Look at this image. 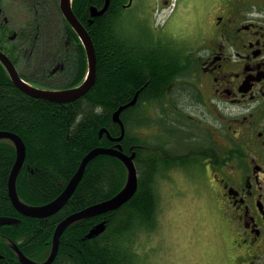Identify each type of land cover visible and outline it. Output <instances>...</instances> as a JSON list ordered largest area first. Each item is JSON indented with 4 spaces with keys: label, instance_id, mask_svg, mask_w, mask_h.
<instances>
[{
    "label": "trees",
    "instance_id": "1",
    "mask_svg": "<svg viewBox=\"0 0 264 264\" xmlns=\"http://www.w3.org/2000/svg\"><path fill=\"white\" fill-rule=\"evenodd\" d=\"M126 1L109 0L104 13L91 16L90 7L100 9L105 0H71L72 11L87 29L96 57L94 85L73 102L59 104L28 96L15 87L0 62V131L15 133L24 141L26 161L17 176L16 190L20 200L32 206L58 196L89 150L116 144L105 133L99 136V130L106 128L111 137H118L121 129L112 120V113L138 91L136 103L120 113L125 132L119 142L124 153H135V193L115 210L70 224L60 236L57 254L50 264H141L136 247L141 233L155 229L160 204L157 185L172 167L186 166L184 160L173 157L174 153L158 148L163 145L160 139L152 141L143 132L151 107L159 115L171 112L168 104L176 106L175 100L166 101L165 89L182 73L181 59L171 52L175 49L169 44L158 52L144 38L134 40L121 33L118 22ZM23 5L14 40L9 39L14 29L0 25V50L35 87L54 88L44 85L52 77L68 81L69 87L80 84L87 71L85 50L57 0H25ZM56 63H63L64 69L49 74ZM15 157L12 141L0 139V216L19 219L0 225V264H21L13 245L32 260H45L59 221L113 196L127 179V169L118 158L98 155L87 164L59 211L41 219L27 217L15 209L8 196V177ZM102 220L104 231L85 238Z\"/></svg>",
    "mask_w": 264,
    "mask_h": 264
},
{
    "label": "flooded vegetation",
    "instance_id": "2",
    "mask_svg": "<svg viewBox=\"0 0 264 264\" xmlns=\"http://www.w3.org/2000/svg\"><path fill=\"white\" fill-rule=\"evenodd\" d=\"M24 2L0 0V25L14 29L10 40L23 14L13 21L7 9L22 12ZM167 4L162 0L153 14ZM160 22L143 38L158 52L164 44L175 49L182 73L165 89L176 106L159 115L151 107L146 133L160 139V150L185 160L168 173L193 170L212 195L224 243L220 264H264V0H177ZM64 67L56 63L49 74ZM52 78L45 87H69ZM168 173L164 180L175 179Z\"/></svg>",
    "mask_w": 264,
    "mask_h": 264
},
{
    "label": "rangeland",
    "instance_id": "3",
    "mask_svg": "<svg viewBox=\"0 0 264 264\" xmlns=\"http://www.w3.org/2000/svg\"><path fill=\"white\" fill-rule=\"evenodd\" d=\"M160 2L132 0L129 7L121 10L118 22L121 33L134 40L145 37L156 21L161 23L168 15L159 14L160 9L153 14V8H158ZM7 12L13 21L22 14L12 6ZM178 13L168 23L170 30L179 23ZM149 113L150 110L146 117ZM197 176L193 170H175L168 173L171 180L162 179L157 185L160 204L155 229L141 233L136 247L141 264L221 263L224 243L217 208L206 186L195 179Z\"/></svg>",
    "mask_w": 264,
    "mask_h": 264
},
{
    "label": "water",
    "instance_id": "4",
    "mask_svg": "<svg viewBox=\"0 0 264 264\" xmlns=\"http://www.w3.org/2000/svg\"><path fill=\"white\" fill-rule=\"evenodd\" d=\"M130 3L131 0H129L128 5H130ZM108 4H109V0H105L104 5L100 9H98L95 6H91L90 7L91 16H97L104 13L108 8ZM59 5L64 17L72 26V28L77 33V35L80 37L83 47L85 49L86 60H87V71H86L85 79L80 84L71 87L51 88V89L35 87L30 83H28L27 81H24L22 77H20L12 61L1 50H0V62L6 68L10 76V79L15 85V87L18 88L21 92L29 96H32L34 98H41L54 103L64 104V103L73 102L81 98L92 88L96 80V57L90 35L88 34L87 30L84 28L82 23H80V21L72 11L71 0H60ZM56 70L57 68H54L53 72H55ZM137 95H138V91L134 94V96L130 101L119 106L112 113V120L115 123L119 124L121 129V134L118 137H111L106 128H101L99 130V136L105 133L106 136L109 138V140L117 143L114 146H109V147L99 146L89 150L82 157L76 172L69 179L68 183L66 184L62 192L51 201L42 205L32 206L20 200L16 190V179L25 160V156H26L25 144L24 141L17 134L8 131H0V139L7 138L11 140L15 146L16 157L9 173L7 191L13 206L23 216L43 218V217H48L59 211L66 204L69 197L73 193L74 189L78 185L87 164L98 155H109L118 158L125 165L127 169L126 182L124 186L116 194H114L113 196L107 199L90 204L78 211L72 212L58 222L53 232L52 246L50 253L45 260L43 261L32 260L28 258L26 255H24V253L16 245H13V248L21 264H50L54 260L57 254L60 236L70 224L80 219L90 218L93 216H97L115 210L119 208L121 205H123L125 202H127L133 196L138 186V174L134 163L135 153L132 152L131 154H126L122 151V147L119 142L122 140L124 136L125 128L122 119L120 118V113L122 112V110L136 103ZM18 221L19 219L17 218L0 216V225H9V224L17 223ZM104 229H105V221L103 220L97 223L96 225H94L85 235V238H92L94 236H97L101 232H103Z\"/></svg>",
    "mask_w": 264,
    "mask_h": 264
},
{
    "label": "bare ground",
    "instance_id": "5",
    "mask_svg": "<svg viewBox=\"0 0 264 264\" xmlns=\"http://www.w3.org/2000/svg\"><path fill=\"white\" fill-rule=\"evenodd\" d=\"M80 21V20H79ZM80 41V40H79ZM54 73V72H53ZM35 75V74H34ZM60 77V76H59ZM46 79V78H45ZM57 84V83H56ZM55 84V85H56ZM53 86H54V84H53ZM58 86V85H57ZM56 86V87H57ZM149 90V89H148ZM177 91V90H176ZM29 96V95H28ZM133 96V95H132ZM187 112V111H186ZM167 113V112H166ZM134 121V120H133ZM143 121V120H142ZM131 127V126H130ZM170 133V132H169ZM93 134V133H92ZM97 135V134H96ZM97 137V136H96ZM139 137V136H138ZM98 138V137H97ZM101 138V137H100ZM137 138V137H136ZM132 142H133V140H132ZM128 144V143H127ZM160 144V143H159ZM111 145V144H110ZM124 145V144H123ZM144 145V144H143ZM156 145V144H155ZM26 147V146H25ZM160 147V146H159ZM159 151V150H158ZM147 153V152H146ZM161 153V152H160ZM191 153V152H190ZM153 154V153H152ZM184 154V153H183ZM142 155V154H141ZM174 155V154H173ZM150 157V156H149ZM154 158V157H153ZM157 159V158H156ZM196 159V158H195ZM158 160V159H157ZM156 160V161H157ZM26 161V160H25ZM185 161V160H184ZM177 164V163H176ZM180 164V163H179ZM158 165V164H157ZM159 167V166H158ZM178 167V166H177ZM173 169V168H172ZM125 172V171H124ZM156 172V171H155ZM159 174V173H158ZM162 174V173H161ZM124 179V178H123ZM155 180V179H154ZM157 180V179H156ZM156 183V182H155ZM151 184V183H150ZM207 188V187H206ZM118 191V190H117ZM50 200V199H49ZM97 202V201H96ZM156 213H157V211H156ZM17 215V214H16ZM20 217H21V215H20ZM16 218V217H15ZM41 219V218H40ZM135 222V221H134ZM53 231H54V229H53ZM145 231V230H144ZM86 234V233H85ZM52 235V234H51ZM50 238H52V237H50ZM49 255V254H48ZM121 255V254H120ZM123 255V254H122ZM125 256V255H124ZM34 260V259H33Z\"/></svg>",
    "mask_w": 264,
    "mask_h": 264
}]
</instances>
